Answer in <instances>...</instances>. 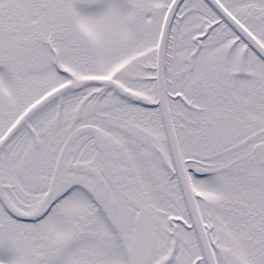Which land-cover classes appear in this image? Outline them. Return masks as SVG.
I'll return each mask as SVG.
<instances>
[{
	"label": "snow or ice",
	"instance_id": "1",
	"mask_svg": "<svg viewBox=\"0 0 264 264\" xmlns=\"http://www.w3.org/2000/svg\"><path fill=\"white\" fill-rule=\"evenodd\" d=\"M0 264H264V0H0Z\"/></svg>",
	"mask_w": 264,
	"mask_h": 264
}]
</instances>
